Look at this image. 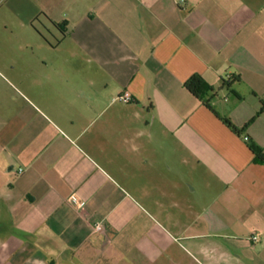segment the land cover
Returning a JSON list of instances; mask_svg holds the SVG:
<instances>
[{
  "label": "crops",
  "instance_id": "1",
  "mask_svg": "<svg viewBox=\"0 0 264 264\" xmlns=\"http://www.w3.org/2000/svg\"><path fill=\"white\" fill-rule=\"evenodd\" d=\"M263 103L264 0H0V264H264Z\"/></svg>",
  "mask_w": 264,
  "mask_h": 264
},
{
  "label": "trees",
  "instance_id": "2",
  "mask_svg": "<svg viewBox=\"0 0 264 264\" xmlns=\"http://www.w3.org/2000/svg\"><path fill=\"white\" fill-rule=\"evenodd\" d=\"M241 78L239 75H232L229 79L223 80V86L230 89L233 93L237 94L236 91L232 88L234 83L240 82ZM185 87L198 99L202 101V103L212 110L215 114L219 116L217 111L214 109V106L211 104V99L214 97V89L210 86L202 76L193 75L186 83ZM238 95V94H237ZM238 97H240L238 95ZM262 110L264 109V103L262 105ZM261 110V111H262ZM260 114V112L258 113ZM228 127H230L233 131L239 132V128H237L230 119L226 117L219 116ZM255 117L252 118L242 129L245 130L253 121ZM250 148L254 155V161L260 164H264V151L261 147L256 144H251Z\"/></svg>",
  "mask_w": 264,
  "mask_h": 264
},
{
  "label": "built area",
  "instance_id": "3",
  "mask_svg": "<svg viewBox=\"0 0 264 264\" xmlns=\"http://www.w3.org/2000/svg\"><path fill=\"white\" fill-rule=\"evenodd\" d=\"M118 99H119L120 101H123V102H130V101H132V97H131V95H130L129 93H125V94L119 96ZM246 140H248V138H246ZM20 172H22V170H20ZM70 202L73 203V204H77V202H76V200H75L74 198H72V199L70 200ZM96 229H97L98 231L103 230V225H102V224H97V225H96ZM258 239H259V238H258L257 235L253 236V240H254V241H258Z\"/></svg>",
  "mask_w": 264,
  "mask_h": 264
}]
</instances>
